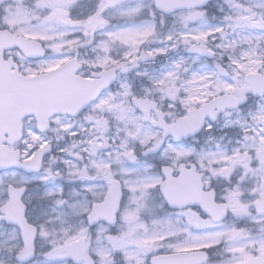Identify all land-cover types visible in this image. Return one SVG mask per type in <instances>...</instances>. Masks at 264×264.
I'll use <instances>...</instances> for the list:
<instances>
[{
  "label": "snow or ice",
  "instance_id": "6c2138e0",
  "mask_svg": "<svg viewBox=\"0 0 264 264\" xmlns=\"http://www.w3.org/2000/svg\"><path fill=\"white\" fill-rule=\"evenodd\" d=\"M0 264H264V0H0Z\"/></svg>",
  "mask_w": 264,
  "mask_h": 264
}]
</instances>
